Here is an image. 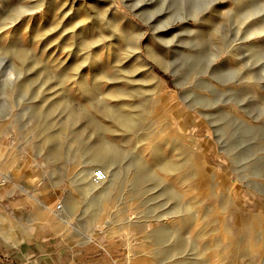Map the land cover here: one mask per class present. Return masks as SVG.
Segmentation results:
<instances>
[{
  "label": "rangeland",
  "instance_id": "1",
  "mask_svg": "<svg viewBox=\"0 0 264 264\" xmlns=\"http://www.w3.org/2000/svg\"><path fill=\"white\" fill-rule=\"evenodd\" d=\"M0 208L89 264H264V0H0Z\"/></svg>",
  "mask_w": 264,
  "mask_h": 264
},
{
  "label": "crops",
  "instance_id": "2",
  "mask_svg": "<svg viewBox=\"0 0 264 264\" xmlns=\"http://www.w3.org/2000/svg\"><path fill=\"white\" fill-rule=\"evenodd\" d=\"M0 218L7 219L3 208ZM4 227L0 223V264H89L90 251L83 243L56 233L37 232L42 227L39 221L33 222L25 233ZM56 230L64 232L68 228L63 225Z\"/></svg>",
  "mask_w": 264,
  "mask_h": 264
},
{
  "label": "bare ground",
  "instance_id": "3",
  "mask_svg": "<svg viewBox=\"0 0 264 264\" xmlns=\"http://www.w3.org/2000/svg\"><path fill=\"white\" fill-rule=\"evenodd\" d=\"M102 177L100 179H95L93 176L94 169L89 167L84 175L88 181L87 184V191L96 190L102 196L108 193L110 188L113 186L114 183V175H111L110 171L106 168L101 166Z\"/></svg>",
  "mask_w": 264,
  "mask_h": 264
},
{
  "label": "built area",
  "instance_id": "4",
  "mask_svg": "<svg viewBox=\"0 0 264 264\" xmlns=\"http://www.w3.org/2000/svg\"><path fill=\"white\" fill-rule=\"evenodd\" d=\"M95 179H100L102 177V172L100 169H96L93 173Z\"/></svg>",
  "mask_w": 264,
  "mask_h": 264
}]
</instances>
